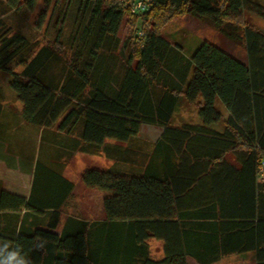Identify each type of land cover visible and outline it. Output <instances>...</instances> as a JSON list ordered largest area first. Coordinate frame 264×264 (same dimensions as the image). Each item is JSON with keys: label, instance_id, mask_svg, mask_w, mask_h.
Returning a JSON list of instances; mask_svg holds the SVG:
<instances>
[{"label": "trees", "instance_id": "trees-1", "mask_svg": "<svg viewBox=\"0 0 264 264\" xmlns=\"http://www.w3.org/2000/svg\"><path fill=\"white\" fill-rule=\"evenodd\" d=\"M37 1L4 3L30 12ZM125 1L131 0H85L89 22L70 54L59 34L37 48L0 22V70L12 73L10 87L27 123L77 133L80 151L121 161L126 158L113 155L107 139L128 142L142 124L163 127L136 173L89 169L74 183L36 164L28 196L0 189V246L18 248L28 264H188V258L212 264L233 253H252L254 264H264V181L258 180L264 31L244 26L243 17L250 5L264 19V7L247 0H151L142 14L143 26L151 27H142L143 37L131 45L124 42L128 54L115 66L113 53L102 52L117 46L130 13ZM130 14L136 22L139 14ZM187 14L243 38L248 64L208 41L188 56L165 40L163 25ZM182 94L197 103L203 125L170 126ZM217 98L228 112L222 133L208 127L222 118ZM1 99L0 90V115ZM23 210L49 211L45 228L26 230ZM149 239L163 242L161 259L151 257Z\"/></svg>", "mask_w": 264, "mask_h": 264}, {"label": "rangeland", "instance_id": "rangeland-1", "mask_svg": "<svg viewBox=\"0 0 264 264\" xmlns=\"http://www.w3.org/2000/svg\"><path fill=\"white\" fill-rule=\"evenodd\" d=\"M4 1L0 0V22L3 27H10L12 32L25 36L32 43L36 42L37 48L51 44L59 34L65 50L70 54V47L74 48L79 42L90 18L91 7L86 4L85 0H38L34 9L30 12L22 8L10 9L5 6ZM247 1L264 7V0ZM249 6H246L243 11L244 26H251L264 31V19L251 10ZM130 15V13L125 15L120 23L115 36V40L116 38L118 40L117 46L112 51L104 48L102 52L105 55H109L110 52L113 53L114 61L117 62L115 66L124 62L128 54V49H123L124 42L126 41L131 45L134 40H138V31L145 32L151 27L149 24L143 26L142 14L138 15L136 22L132 21ZM142 27H145V30ZM161 35L173 46H180L186 55H190L203 41H208L238 61L244 62L243 64H248L244 39L231 38L221 33L207 18H198L190 14L175 17L163 25ZM113 42L115 41L113 40ZM20 70L21 67L15 66L12 71L18 73ZM12 78L11 72L0 70L1 91L14 92L10 87ZM11 100L13 99L10 97V100L7 99L4 102V109L13 108V111L21 113L22 104L17 99ZM215 107L222 114L220 121H224L226 118L225 107L218 98ZM198 112L199 106L197 103L188 102L182 94L176 111L170 120V126L181 127L185 123H199L202 120ZM22 120L23 123L18 122L19 124L14 125L4 123L0 127V134H5L9 148H14L16 163L24 173L23 177L19 178L17 175L15 176L17 173H12V169L1 171L3 172L1 178L4 181L3 185L10 188L18 187L17 181L21 180L20 188L27 189L31 173L32 183L36 164H45L50 168H54L66 177L73 179L75 183L89 169L105 170L115 168L128 173H136L140 169L138 165L143 162L141 157L152 150L156 142H154L155 138L159 136L163 129L160 125L144 124L141 127L139 137L132 138L128 142L107 139L105 144L112 148V154H115L117 158H126L121 161L112 159L103 152L89 154L80 151L83 144L77 133L72 135L64 133L67 136L66 139L63 140V137L57 139L53 134L51 135L52 128L37 129V126L27 123L23 118ZM53 128L56 129V127ZM227 158L234 162L231 154H228ZM79 209H83L82 206ZM79 212H84V210H79ZM148 249L153 256H159L160 245L156 240H148ZM189 262L190 264H199L193 258H190ZM237 262H240V264H253V257L232 260L233 264Z\"/></svg>", "mask_w": 264, "mask_h": 264}, {"label": "crops", "instance_id": "crops-1", "mask_svg": "<svg viewBox=\"0 0 264 264\" xmlns=\"http://www.w3.org/2000/svg\"><path fill=\"white\" fill-rule=\"evenodd\" d=\"M1 95H2V99H1L2 111H1V115H0V127H1V124H4V123H9V124L12 123L11 125L23 123L20 112L15 111V110L13 111V108H11L9 110L6 108L4 109V106H3L4 102L7 99L10 100V97L13 100L16 99L15 93L14 92H3V91H1ZM13 100H11V101H13ZM224 113H225V117L227 118L228 112L226 109H225ZM226 118H225V120H226ZM225 120L219 121L218 123L211 124L208 127L212 130H215L217 132L222 133L225 130ZM143 125L144 124H142L141 127ZM201 125H203L202 121H200L199 123H185L181 126H201ZM141 127H140V130H141ZM37 129H39V127ZM52 129H53V131L51 132V135L53 134L55 138L60 139L61 137H63V140L66 139L67 136L63 132H59L55 128H52ZM161 132H160V134H161ZM160 134H159V136H160ZM139 135H140V131H139V134L137 135V137H139ZM159 136H157V138H155L154 142L157 141ZM6 139H7V137H5V134H3V135L0 134V189H3L7 192L17 194V195L28 196L30 193V189H31V178H32L31 174L32 173L29 176V182H28L27 189L20 188L21 180L17 181L18 187L16 186L15 188H10L8 186L3 185L4 181L1 180L2 173H3V172H1L2 170L12 169L13 170L12 173H17V174H15V176L17 175L19 178H22L24 175L22 168H19L18 163H16L15 150H14V148H11V149L9 148V146L7 144L8 142ZM62 175L64 177H66V175H64V174H62ZM66 178L71 180L72 182H74L73 179H70L68 177H66ZM258 180L260 182L264 181V172L259 173ZM49 217H50L49 211H45L43 214L40 215V214H34L32 212H28V211L23 210L21 212V216H20V225H22L24 223V226H26V230H29L30 228H33L35 226L45 228V226L49 220ZM64 221H65V216L63 214V216L61 217L60 228L63 225ZM59 229L57 232L60 231ZM153 240H156V239H153ZM156 242L158 243V245H160L159 256L155 257V256H153V254H150V255L154 259H161L163 257V242L161 240H156ZM249 256L253 257V254L252 253H245V254L233 253V254L226 255V256L222 257L220 260H218L212 264H233L232 263L233 259L237 260V259H242V258L249 257ZM189 260H190V258L187 259L188 264H190ZM236 264H240V262H237ZM253 264H254V261H253Z\"/></svg>", "mask_w": 264, "mask_h": 264}, {"label": "clouds", "instance_id": "clouds-1", "mask_svg": "<svg viewBox=\"0 0 264 264\" xmlns=\"http://www.w3.org/2000/svg\"><path fill=\"white\" fill-rule=\"evenodd\" d=\"M0 264H28V261L16 248L9 250V245L0 246Z\"/></svg>", "mask_w": 264, "mask_h": 264}, {"label": "built area", "instance_id": "built-area-1", "mask_svg": "<svg viewBox=\"0 0 264 264\" xmlns=\"http://www.w3.org/2000/svg\"><path fill=\"white\" fill-rule=\"evenodd\" d=\"M151 0H131L124 2L125 8L129 9L132 14H143L149 10ZM144 32L142 30L138 31V37H143ZM264 171V167L261 168L260 172Z\"/></svg>", "mask_w": 264, "mask_h": 264}]
</instances>
